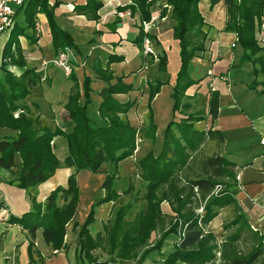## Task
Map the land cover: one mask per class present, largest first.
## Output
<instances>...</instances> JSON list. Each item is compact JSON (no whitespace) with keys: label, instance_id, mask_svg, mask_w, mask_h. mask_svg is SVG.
Masks as SVG:
<instances>
[{"label":"trees","instance_id":"trees-1","mask_svg":"<svg viewBox=\"0 0 264 264\" xmlns=\"http://www.w3.org/2000/svg\"><path fill=\"white\" fill-rule=\"evenodd\" d=\"M200 0H165L159 6L158 18L166 15L173 21L170 35L177 45L178 66L169 94L172 98V116L163 128L157 151L148 150L136 159L138 176L144 182L141 199L143 207L129 214L130 203H123L121 195L132 191L129 183L120 193L113 187L117 175V163L133 154L135 149L136 128L129 124L126 112L133 101H120L113 95L133 90L131 82H125L124 75L113 76L109 64L120 60V56L109 54L103 68L95 67L96 75L84 74L80 87L68 95L63 105L64 118L70 126L62 129L53 119H45L34 113L35 103L30 99L31 90L42 80V73L25 67L18 35H26L24 28L33 27V17L42 12L51 33L54 53L62 46L76 48L69 33L59 28L54 20L53 7L47 0H25L23 16L26 27L15 23L8 30L3 43L0 60L9 57V63L21 71L14 74L8 64L0 61V126L9 130L0 137V169L13 171L9 180L17 187L30 191L31 207L16 216H2L6 223L18 224L34 237L36 229L52 250L63 248L65 225L71 220L77 202L75 173L78 170L99 172L106 167L101 186L104 196L97 203L111 201L112 217L102 224V229L90 234L87 228L92 219L90 210L77 230L76 257L78 264H120L128 259L140 264L147 253L158 250L163 239L176 236L172 249L161 258L160 264H264V234L253 229L244 208L237 201L236 169L234 164L219 154L218 150L210 155L200 153L201 145L213 142L216 149L223 138L219 131L199 129L194 122L203 119L201 114H181L174 116L178 108L184 109L189 103H182L185 91L201 77L189 76L190 61L205 50V40L210 25L198 9ZM222 1L225 21L222 31L235 34V43L242 48L240 61H249L254 78L247 88H264V48L256 39V29L264 15V0H208V9ZM155 0H129L128 4L118 7L128 10L129 15L137 13L139 20H148ZM99 0H85L74 10L91 20H97ZM143 33L138 25V33L133 43L141 50ZM147 37L157 43L156 37ZM16 56L11 57L13 51ZM143 55V54H142ZM156 69L164 72L166 56L162 50L154 53ZM261 75L262 80H256ZM68 77L77 85L71 72ZM98 79L102 84L95 93L99 100L96 114H89L93 89L91 81ZM165 82L152 79L147 81L149 89L146 96L148 127L154 132L151 100ZM206 114L210 124L217 114V93L209 91L203 96ZM18 110L16 116L13 111ZM61 135L66 143V155L60 161L51 149L52 138ZM150 140H154L151 134ZM59 167H72L65 185H56L42 202L35 201L33 189L53 175ZM164 202L166 210L161 209ZM227 208L231 216L222 221L221 238L208 228L209 222ZM76 225V224H74ZM159 232V238L151 248L138 253L148 240L150 233ZM31 242L28 243V247ZM93 249L105 252L107 258L99 260L91 255ZM39 259V258H38ZM34 264H41L37 260Z\"/></svg>","mask_w":264,"mask_h":264},{"label":"crops","instance_id":"crops-1","mask_svg":"<svg viewBox=\"0 0 264 264\" xmlns=\"http://www.w3.org/2000/svg\"><path fill=\"white\" fill-rule=\"evenodd\" d=\"M99 1L101 6L97 9L98 19L91 20L74 10L76 5L83 4L85 0H47L48 5L56 2L53 7V15L57 26L70 33L74 41L76 38V42H81L83 46L82 49H77V53H74L70 59L72 73L76 78L77 85L49 63H43L54 55V51L51 45L49 55L43 52L40 34L38 38H35L33 29L29 27L28 30L23 29L26 35L17 36V42L25 59V67H33L41 71L44 77L31 90L30 99L36 106L33 109L34 113L45 119H53L58 126H70V122L64 118L65 111L63 109L68 95L73 93L77 87H80L84 74H88L91 77L97 76L95 67L103 68L109 54L120 56L119 61L109 64L113 76L124 75L123 80L131 82L134 88L127 93H118L113 96L120 101H133V105L126 112L127 119L133 127H136V123L131 121V115L140 114L137 116L138 118L141 117V120L144 118L142 114L145 115L146 107L138 110L137 106L140 104L141 107L142 104H145L146 81L149 79L147 73L154 64L151 63L150 54L142 55L140 49L132 42L138 33L135 16H119L117 14L118 12L127 11L119 10L118 7L128 4L129 0ZM164 4L165 1L155 0L151 7V15H157L156 6H164ZM198 9L203 17L202 10L207 9L210 12L209 17L211 19L209 22L204 17L205 22L210 25L205 40V50L193 58V60L201 59L203 62L205 61V64L203 63L201 66V70L204 69L201 75L202 78L188 89L192 88L190 91H195L201 96H206L208 91L217 93L216 117L210 124L207 114H203V127L199 129L210 128L221 133L223 140L219 144V149L217 147L215 151L218 150L220 155L234 164L237 180L235 197L244 208L251 227L264 234V146L259 143L260 137L264 135V88L261 86H257L254 89L247 88V85L254 78L252 65L249 61H240L242 48L235 43V34L222 31L226 18L222 1L215 3L212 9L209 10L208 0H200ZM22 10L23 5L15 8L14 23L17 26H24L25 24ZM122 17H127L126 21L121 20ZM33 21L38 24L42 21L44 22V14L37 12L33 17ZM172 23L173 21L168 17L167 11L164 17L156 21V27L152 28L150 33L154 34L159 42L160 35L170 32L169 29ZM83 28L92 36H97V41L88 39L87 42L89 43H84L86 38L81 36ZM8 32L0 35L1 37L4 34V42ZM159 48L157 47V49ZM10 49L13 51V45H11ZM12 68L15 74L21 71L19 67L12 66ZM256 80H262V76L257 75ZM99 84L95 91L100 88L102 83ZM170 90L169 88L167 93L170 94ZM159 92L151 100V107L154 112L153 121L156 117L154 105L158 99ZM93 94L96 98L93 99L91 96L90 111L94 115L96 114V105L99 97L95 92ZM169 94L168 99H171ZM171 116L172 114H170V118ZM134 121L136 120L134 119ZM138 140H141V142L145 141L144 138ZM141 145L140 149L146 153ZM51 147L59 160L66 155V143L63 136H54L51 141ZM138 147L136 145V148ZM136 148L131 156L119 161L118 165L125 160L132 161ZM16 158L18 159L17 156ZM100 171L103 173L104 169ZM73 172L74 169L72 167L57 168L53 175L36 186V201H43L48 192L56 185H65L67 176ZM132 172L134 173L133 170ZM89 173L91 174L92 172L89 171ZM12 175L8 170L0 169V176L3 181L9 180L8 177L11 178ZM118 177L122 176L118 174ZM1 184L3 183L0 182ZM3 195L4 193L0 189V221L4 226H7L9 223L2 220V216L4 218L9 214L19 215L28 210L31 204L24 201L23 205L12 206ZM74 221L75 219L68 221L65 226L63 249L52 250L53 254H60L55 258L54 264H69L66 255L62 254V250L67 251L68 246L70 248L75 244L76 235L72 234L73 230L71 229ZM175 239L176 236L173 235L172 241L169 242H173ZM171 249L168 248L165 253Z\"/></svg>","mask_w":264,"mask_h":264},{"label":"rangeland","instance_id":"rangeland-1","mask_svg":"<svg viewBox=\"0 0 264 264\" xmlns=\"http://www.w3.org/2000/svg\"><path fill=\"white\" fill-rule=\"evenodd\" d=\"M159 1L164 2L165 0H159ZM158 8H159V5L156 6V9L159 11ZM211 9H209V10H211ZM121 10L123 11L125 9H121ZM168 10L169 9L167 8V11ZM123 12H128V10L123 11ZM202 12H203L205 19L210 22V19H211L209 17L210 12H208L207 9H203ZM166 14H167V12H166ZM133 15L136 18V22H135L137 25L136 27H138V25L140 23L139 16L136 12L133 13ZM155 18H156L155 22L153 21L154 25L151 26L149 30H151L152 28H155L156 27V21H159L162 17L158 18L157 15H155ZM126 19H127V17H124V18L122 17L121 20L126 21ZM38 26H39L40 35H41L40 36L41 48H42L44 53L49 55V53L51 51V41H50L51 33L49 31V27H48L46 18H45V21L44 22L42 21L40 24H38ZM24 27H26L25 24H24ZM25 29L28 30L29 27L25 28ZM256 32H257V29H256ZM69 35H70V33H69ZM70 36L72 38L73 43L76 46V48H71V47L70 48L72 49V53L76 54L77 49H82L83 46H82L81 42H76V40H77L76 38L74 41L72 35H70ZM81 36H82V38H86L84 43L87 42L88 39H91V41H97V39H98L97 36H95V35L92 36V34H90L84 28L82 29ZM149 41H150L149 42V48H150V50L153 51V53H155V51H159V50H162L165 53L166 68H165L164 72L158 71L156 69L157 59L155 58V56H153L154 54L153 55L151 54L150 55V58L152 60L151 63H153L154 65L149 70L147 69L148 70L147 76L149 78L147 81H151V79H158V80H161L165 83L159 86V88L161 86H163V87H161L160 90L158 89V91H160V92L158 94V99L156 100L155 105H154V109H155L154 111L156 114V117L154 120V124H155L154 132L152 130H150V128L147 126L148 122H147V118L144 114H142V116L144 117L142 120H141V117L138 118V116H137L140 114H134V115L132 114L131 115V121L133 123H136V127H135L136 128L135 148H136V145H138L139 147L136 148L135 156L133 157L132 161L131 160H125L120 165H118V163H117V175H116V178H115L114 183H113L114 189L117 191V193H120L125 188H127L129 183L132 185V191L129 193L123 194L120 197L122 199L123 203H126V202L130 203L129 214H133L136 210H139L140 208L143 207V200L141 199V196H142V192H143L144 182L141 181V179L138 176L139 169L137 168L136 165L134 168V164L136 161L135 159L136 158L138 159L144 153L143 150L140 149V144H142L141 146L144 148V150L146 152L148 150H153L156 152L158 147H159L164 125H165L167 120L171 119L170 114H172L171 113L172 112V110H171L172 98L168 99L169 93H167V91L169 90V88L171 89V86L174 82V77H175V73L177 70V66H178L177 45H176L175 40L171 37L170 32L165 33L163 35H160L159 42L157 41V43H155L154 41H152L150 39H149ZM3 43H4V34H3V36L0 37V54H1V48H2ZM87 43H89V42H87ZM157 47H160V48L157 49ZM140 51H142V50H140ZM141 54H142V52H141ZM11 55H12L11 57L16 56V52L13 51V53ZM52 57L49 58L48 60H46L47 62H45V63H48L52 59ZM193 58L190 61L189 76L193 79H196L197 77L202 78L201 75H202V72L204 71V69L201 70V66L203 63L205 64V61L203 62L201 59H194L193 60ZM3 59H4L3 61L2 60H0V61L8 64L7 65L8 69L13 72L12 66H14V65L9 63V57H5ZM23 60L25 63L24 57H23ZM70 63H71V60H70ZM52 67L55 68L57 71H59L61 74L63 73L61 68H57L55 66H52ZM71 72H72V70H71ZM43 79H44V77L42 76V80ZM147 81H146V83H147ZM99 83H101V82L98 79H94L91 81V87L93 89V92H95V89L98 88V86L100 85ZM190 89L192 90V88H190ZM190 89H188V88L186 89L185 97L181 99L182 103L187 102V103H189V105L186 106L185 109L183 107L178 108L174 114V116L176 118H177L178 114L181 115V114L191 113V114H201L202 116H203V114H206V109H205L206 105L201 99L203 96L195 93V91H190ZM148 91H149V89L146 85L145 96L148 95ZM170 92H171V90H170ZM208 93H209V91L207 92V95H208ZM91 96L93 97V99L96 98L94 94ZM142 107L143 108L146 107V100H145V104H142L141 107L139 104L137 106V109L139 110ZM15 111H13V113ZM89 114L92 115V111L89 110ZM153 114H154V112H153ZM134 119L136 121H134ZM138 122H140V123H138ZM194 124H195V127H197V128L203 127L202 120H200L198 122H194ZM60 127L62 129L65 128L64 126H60ZM8 133H9V130L6 127L0 126V137L2 135L8 134ZM151 134L154 137V140L152 139V141L150 140V137H149ZM142 138H144L145 141L141 142V140H138V139H142ZM51 149H52V147H51ZM199 150H200V153L202 155H210L211 153H213L215 151V148H214L211 141L210 142L206 141L201 145ZM52 152H53V150H52ZM13 161H14V165L11 169H15L17 167L18 162H19L18 159L16 158V156L14 157ZM59 168H61V167H59ZM11 169H9L8 171H10V173L12 174L14 170H11ZM102 169H104V172H105L106 167L104 168L102 166L100 170H102ZM132 170L134 171V173L133 172L131 173ZM104 172L102 173L101 171H99L97 173H91L90 174L89 171H87V170H78L75 173V179H76V185H77V202H76L75 212L71 218V220L75 219V221L72 223L71 229L73 230L72 234L76 235V240H75V244L73 245V247L69 248V246H68L67 251L62 250V254L66 255V258L69 261V264H78V260L76 257L77 230H78L79 225H81L83 223V221L86 218L89 211L90 210L92 211V219L88 223L87 228L89 230V233L93 235L102 229V224L104 222H106L109 218L112 217V211L114 208L117 207L116 202H115V204L112 203L111 201L97 203V201L104 196V190L102 187H100L101 182L103 181V178H104V176H103ZM129 173H131V174L128 175ZM118 174L122 177H118ZM13 177H14V175H12L11 178L8 177V179L11 180ZM9 180L3 181V179L0 176V182L3 183L0 185V189L4 193L3 197L5 199H7L8 203H10L12 206H14V205L17 206L18 204L23 205L24 201L28 204H31L30 191L28 189H22V188L17 187L13 182H9ZM33 193L35 195V201H36V187L33 189ZM160 206H161L162 210H164V211L166 210L167 205L164 202H161ZM30 207H31V205H30ZM16 216H18V215H16ZM230 216H231L230 210L227 208H222V209H220L219 215L214 219V221H212L210 223V225H208V228L211 229L213 231V233L216 235L217 240H219L221 238L220 235L223 232L222 228H221L222 221L228 219ZM74 224H76V225H74ZM158 238H159V232L158 231L151 232L148 240L145 243V245L138 250V253L145 250V249L151 248V246L154 244V242ZM172 238H173V234L167 235L163 239L159 249L153 250V251H150L149 253H147V255L145 256V258L142 260V262L140 264H160L161 258L164 255L165 251L168 248H172V244L174 241L169 242V241H172ZM29 242H31V243L28 247ZM72 243H73V241H72ZM63 244H64V242H63ZM61 249H63V248H61ZM59 255L60 254H57V253L53 254L51 246L49 244H46L43 241V239L41 237V230L39 228L35 230L34 237H31L29 235L28 231L26 229H22L18 224L9 223L7 226H4L3 223L0 221V264H15V262H16V264H34L37 260L38 261L40 260L41 264H54L55 258H57ZM91 255L93 257H97V259H99V260H104L107 258V255L105 254V252L101 251L100 249H93L91 251ZM49 259H51V261H49ZM120 264H136V260L128 259L126 261L121 262Z\"/></svg>","mask_w":264,"mask_h":264},{"label":"built area","instance_id":"built-area-1","mask_svg":"<svg viewBox=\"0 0 264 264\" xmlns=\"http://www.w3.org/2000/svg\"><path fill=\"white\" fill-rule=\"evenodd\" d=\"M25 0H0V35L11 29L14 24V12L15 8L22 6ZM119 16L129 15V12H118ZM155 16H150L148 20H141L139 25L143 33L141 41V52L143 55H153V51L149 48V38L147 34L149 29L154 25ZM33 36L38 38L40 34L39 26L36 21H33ZM256 39L260 46L264 48V16L261 17L258 29L256 32ZM72 49L69 46H62L57 49L52 59L48 62L52 66L61 68L63 74L68 76L72 70L70 59L72 58ZM154 56V55H153ZM4 60L3 58L1 59ZM45 63V62H43ZM18 110H16L13 115L16 116ZM259 143L264 146V135L259 139Z\"/></svg>","mask_w":264,"mask_h":264}]
</instances>
